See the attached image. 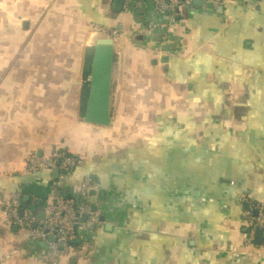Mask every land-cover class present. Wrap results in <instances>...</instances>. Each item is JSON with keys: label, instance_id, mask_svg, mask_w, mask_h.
Listing matches in <instances>:
<instances>
[{"label": "crops", "instance_id": "1", "mask_svg": "<svg viewBox=\"0 0 264 264\" xmlns=\"http://www.w3.org/2000/svg\"><path fill=\"white\" fill-rule=\"evenodd\" d=\"M113 8L0 0V201L14 194L40 224L52 196L101 182L98 220L63 257L0 206V264H264L242 249L240 205L264 201V0H193L172 33L137 4ZM92 27L119 32L122 80L113 72L118 125L89 140ZM86 138L68 176L26 170L61 142L87 151Z\"/></svg>", "mask_w": 264, "mask_h": 264}, {"label": "built area", "instance_id": "2", "mask_svg": "<svg viewBox=\"0 0 264 264\" xmlns=\"http://www.w3.org/2000/svg\"><path fill=\"white\" fill-rule=\"evenodd\" d=\"M193 0H124V4H137L149 14L154 27L164 32H173L180 16V8L191 4ZM105 31L104 29H100ZM115 41L119 38L117 30L109 31V37ZM81 160L65 151L55 149L48 157L31 156L26 163V170L37 173L44 169L58 170L60 174L78 168ZM90 177L83 181L77 197L57 196L49 199L44 207V221L36 222V213L30 208H23L22 201L14 194L0 201L5 214V222L10 227H27L34 239L49 242L53 255L63 257L72 248L77 239L78 228L85 226L82 221L94 223L98 220L90 202L91 192L98 190ZM242 226L246 237L242 249L245 254L264 262V201L244 193L240 198ZM24 214L21 216V212ZM87 224V223H86ZM37 225L36 228L34 226Z\"/></svg>", "mask_w": 264, "mask_h": 264}, {"label": "water", "instance_id": "3", "mask_svg": "<svg viewBox=\"0 0 264 264\" xmlns=\"http://www.w3.org/2000/svg\"><path fill=\"white\" fill-rule=\"evenodd\" d=\"M203 0H196V2ZM124 0H114L115 11H121ZM132 7V6H131ZM141 14H145V10H140ZM115 45L116 41L111 38L98 40L93 47V59L91 65V79H90V94L88 98L86 113L84 121L86 124L111 127L113 124V105H112V84L113 72L115 64ZM55 175L59 176V171L56 170ZM91 204L94 212L98 208L95 205V197L97 192H91ZM24 212H21V216ZM45 215L40 216V220H44ZM104 220L103 218L101 219ZM87 222V217L82 220ZM36 228V226H34ZM17 229V228H16ZM51 241V239H50Z\"/></svg>", "mask_w": 264, "mask_h": 264}, {"label": "rangeland", "instance_id": "4", "mask_svg": "<svg viewBox=\"0 0 264 264\" xmlns=\"http://www.w3.org/2000/svg\"><path fill=\"white\" fill-rule=\"evenodd\" d=\"M92 32H93V35L95 36L96 35V37L94 38V41L95 42H97L98 40H101V39H105V38H107V37H109V35L108 34H106V33H103V31L102 30H100V28H97V27H92ZM94 33H96V34H94ZM94 42V43H95ZM96 44V43H95ZM94 46V45H93ZM116 52H119V42L118 43H116ZM118 54V53H117ZM92 55H93V49H89V50H87L86 51V63H87V70L89 71V68H90V64H91V62H92ZM118 58H119V55H118ZM121 67H122V61L120 60L117 64H115V66H114V81H115V84H114V86L116 85V84H118V83H121V80H122V69H121ZM113 98H114V104H113V102H112V105H113V113H112V117H113V122H114V127L115 126H117L118 125V123H119V121L117 120V122L115 123V120H116V117H117V113L115 112V100H116V94L115 93H113V95H112V101H113ZM106 128H108V127H106ZM103 129L104 131H109V129ZM99 130H101V128H99V127H95V126H93V125H90V124H87L86 125V135H87V137L89 138V140H92V139H94V138H96L98 135H99ZM86 141H87V144H88V140H87V138H86ZM61 144L62 145H60V146H58L59 148L61 147V148H64L65 150H67L68 152H70V153H78L77 155H81V156H83V154H81V153H84V154H86V153H88V152H90V150L91 149H89L90 148V146H89V144H88V150L87 151H85V152H82V151H77L76 149H74V148H77L79 145H81V143H79V144H77L76 142H72V141H70V142H61ZM57 149V148H56ZM55 150V149H54ZM45 206H46V204H45ZM85 224H86V222H85Z\"/></svg>", "mask_w": 264, "mask_h": 264}, {"label": "trees", "instance_id": "5", "mask_svg": "<svg viewBox=\"0 0 264 264\" xmlns=\"http://www.w3.org/2000/svg\"><path fill=\"white\" fill-rule=\"evenodd\" d=\"M113 13H114V15H118L119 14V12L118 11H115V9L113 8ZM117 58H118V54L117 53H115V62L117 61ZM113 104H114V98H113ZM119 119V114L117 113V117H116V120H115V123L117 122V120ZM115 125V124H114ZM103 128V127H102ZM103 129H105V128H103ZM106 129H109V131H104V132H106V133H109L110 132V128H106ZM59 150H62V151H65V152H67L68 154H70V152H68L67 150H65L64 148H58ZM70 155H74L73 153L72 154H70ZM80 157V158H83V156H81V155H77V157ZM76 169H74V170H72V171H70V172H68L66 175L68 176L69 174H71V173H73L74 171H75ZM95 181V182H94ZM93 182L94 183H101L100 181H97L96 179L94 180ZM100 185H102V184H100ZM53 198H55V196H52L50 199H53ZM243 227V226H242ZM6 228H9V227H6ZM11 229H14L13 227L11 228ZM24 229H26V228H24ZM243 236H244V238L246 237V233H243ZM244 240V239H243ZM79 242V240H76L75 242H74V245H76V246H78L79 248H78V251H81L80 250V248H81V246H82V243H78ZM79 244V245H78Z\"/></svg>", "mask_w": 264, "mask_h": 264}]
</instances>
